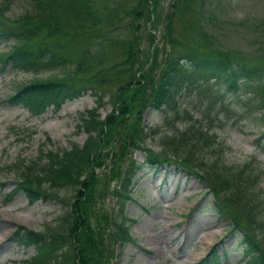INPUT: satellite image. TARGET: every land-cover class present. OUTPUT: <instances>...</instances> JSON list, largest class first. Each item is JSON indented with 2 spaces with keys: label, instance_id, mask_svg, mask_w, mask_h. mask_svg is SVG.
<instances>
[{
  "label": "trees",
  "instance_id": "trees-1",
  "mask_svg": "<svg viewBox=\"0 0 264 264\" xmlns=\"http://www.w3.org/2000/svg\"><path fill=\"white\" fill-rule=\"evenodd\" d=\"M163 1L130 0L118 16L117 7L104 0H30L14 18L0 3V42H14L0 53V70H63L20 84L5 99L8 105L38 115L86 91L96 98L95 106L79 116L83 143L61 152L40 151L42 159L21 167L6 196L8 201L20 189L32 203L42 195L57 199L58 190L72 192L53 225L42 231L16 226L11 240L35 249L23 264H111L110 243L134 241L125 224L133 220L121 214L135 175L144 165L161 163L199 179L211 196L209 210L226 216L229 230L238 233L244 264H264V235L258 231L264 227L263 173L251 162L226 164L209 127L200 124L202 119L220 121L222 111L243 108L253 118L264 113V41L249 52L226 48L206 28L204 0H167L165 8ZM182 82L207 100L201 118L191 120L184 110L165 121L170 128L163 131L143 124V112L168 105ZM105 95L110 111L100 118ZM232 97L239 105L224 103ZM183 118L184 128H174V121ZM153 137L158 151L145 145ZM258 143L264 149V138ZM135 151L143 153L142 163L133 157ZM110 199L119 206L118 223L106 206ZM193 264L222 263L212 246Z\"/></svg>",
  "mask_w": 264,
  "mask_h": 264
},
{
  "label": "rangeland",
  "instance_id": "rangeland-1",
  "mask_svg": "<svg viewBox=\"0 0 264 264\" xmlns=\"http://www.w3.org/2000/svg\"><path fill=\"white\" fill-rule=\"evenodd\" d=\"M29 1L0 0V3H6L4 13L14 18L24 12ZM104 1L111 7L116 6V14L122 16L130 0ZM167 3V0L163 1L164 8ZM202 15L209 33L226 48L249 52L264 41V0H204ZM113 29L117 30L118 25L115 24ZM13 43L0 42V53L10 50ZM62 72L61 68L36 73L8 68L0 70V264H23V260L35 253L33 247L19 246L11 240L16 226L42 231L45 226L54 224L55 218L71 200V190L64 189L56 192L57 199L42 195L29 203L19 189L6 200L15 187L21 167L42 159L40 151L61 152L72 143L81 145L86 137L77 126L79 116L95 106L96 98L90 91L64 102L58 109L49 107L36 116L19 105L3 102L20 84ZM186 87L187 82H182L181 87L174 90L172 100L162 109H146L142 114L143 123L163 131L170 128L164 122L173 119L175 113L180 117L184 110L191 120L200 119L201 110L208 102ZM224 103L237 104V101L233 97L225 98ZM243 110L222 111L220 121L215 119L208 123L202 119L200 124L209 127L215 148L218 144L226 164L251 162V167L261 169L263 176L259 180V189L263 200L261 206H264V149L258 144V140L264 138V113L253 118ZM109 111L110 104L105 95L98 109L100 118ZM209 115L212 118L214 111H209ZM183 120L186 118L175 120L173 127L182 130ZM156 137L147 138L145 145L158 151ZM133 157L139 163L143 160L138 151ZM136 177L131 199L125 201L121 214L133 220L125 224H129L128 232L134 241L110 243L111 264H192L208 255L212 246L222 264H244L238 233L229 230L226 216L219 217L209 210L210 195L206 194L207 189L199 179L164 163L154 169L146 166ZM106 206L118 223V204L110 199ZM201 208V212L198 211ZM258 231L264 235V227Z\"/></svg>",
  "mask_w": 264,
  "mask_h": 264
},
{
  "label": "bare ground",
  "instance_id": "bare-ground-1",
  "mask_svg": "<svg viewBox=\"0 0 264 264\" xmlns=\"http://www.w3.org/2000/svg\"><path fill=\"white\" fill-rule=\"evenodd\" d=\"M208 240H209V239H208ZM208 240H207V241H208ZM202 251H203V250H202Z\"/></svg>",
  "mask_w": 264,
  "mask_h": 264
}]
</instances>
